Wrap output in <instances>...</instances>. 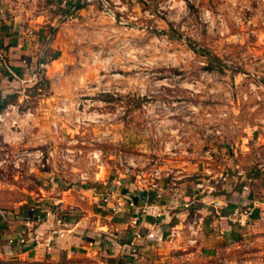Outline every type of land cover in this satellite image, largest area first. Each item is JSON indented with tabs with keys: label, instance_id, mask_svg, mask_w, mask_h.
Segmentation results:
<instances>
[{
	"label": "rangeland",
	"instance_id": "obj_1",
	"mask_svg": "<svg viewBox=\"0 0 264 264\" xmlns=\"http://www.w3.org/2000/svg\"><path fill=\"white\" fill-rule=\"evenodd\" d=\"M4 1L0 261L264 264V205L239 214L264 198V0ZM140 200L177 223L158 254ZM82 220L96 250L60 251Z\"/></svg>",
	"mask_w": 264,
	"mask_h": 264
},
{
	"label": "crops",
	"instance_id": "obj_2",
	"mask_svg": "<svg viewBox=\"0 0 264 264\" xmlns=\"http://www.w3.org/2000/svg\"><path fill=\"white\" fill-rule=\"evenodd\" d=\"M4 2H6V1H4V0H0V11H4V10H6V9H9L8 7H7V5H6V3H4ZM2 87L3 86H5V84L4 83H2V84H0ZM2 87H0V88H2ZM3 90V91H2ZM2 90H0V91H2V93H4V89H2ZM170 191H172V190H168L167 191V193L168 192H170ZM166 193V194H167ZM263 193H264V189H263ZM146 194V193H145ZM145 196H147V194L145 195ZM193 196H195V194L193 195ZM260 198V197H259ZM259 198H257L256 196H254L253 194L250 196V199H251V201H250V203H252V205L254 206V203L255 204H257L258 206H262V205H264V198H262L261 197V199H259ZM189 199V198H188ZM205 198H200V199H198V200H201L200 202H201V207L202 208H200V210L199 211H201L202 212V214L204 215L205 214V212H208V213H212L213 211H215V212H217L218 210L216 209V208H218V207H220L221 205H219V204H221L220 202V200H217V199H214V200H212L211 202L213 203V205L214 206H206L205 205V203H202L203 202V200H204ZM190 201V200H189ZM193 201V199H191V202ZM205 202V201H204ZM214 207V208H213ZM216 207V208H215ZM232 210V209H231ZM99 211V210H98ZM100 212V211H99ZM95 213L97 214L98 212L97 211H95ZM223 213V214H222ZM222 213H220L219 214V216H223V217H225V215L226 216H229L228 218H229V220H231L232 219V216H233V214H232V211L229 213V212H227V211H222ZM227 213V214H226ZM99 214V213H98ZM168 214V212L166 213L165 211H164V218H162L161 220H164L165 221V224L166 225H163V226H173V225H176L177 223L175 222V223H173V224H171V222H169L168 220H166L165 218H167V216H169V215H167ZM182 216V215H181ZM221 216V217H222ZM78 220V219H77ZM150 221H144L145 223H147V224H145L144 226H149L148 228H150L149 230H152L151 232L152 233H150L148 236H149V238H153L154 240H153V242H151V244H150V246H149V248L152 250H155V252L158 254V252H161V250L163 249V250H165V248L167 247V246H163V247H161L160 245H159V243H161L162 241L165 243L167 240H166V238H165V236H170L171 234H169L168 233V231L170 230V228H159L158 226H157V228H155V227H153L152 225H158L159 223H160V221H157V218H152L151 217V219H149ZM48 221H49V219H48ZM114 221H119L118 223H122L119 219H115ZM180 221V220H179ZM169 222V223H168ZM45 224V223H44ZM81 224H83V220L82 221H80L79 223H77L76 221H75V223L74 224H71L70 226H68V227H64V233L62 234L63 236H58L57 238H56V245L59 247V250L60 251H62L63 249H66V247H64L65 246V243L68 245V247H69V250L70 251H72V249H77V250H85L84 251V253L86 254V253H88L89 251H91L90 249H92L93 247H91V246H89L88 245V238H85V239H80L79 237H84V236H86V234L87 235H89L90 236V234L93 232V230L92 229H89V228H86V229H84V228H81L80 227V225ZM46 225V224H45ZM44 225H42V227H43ZM93 226V225H92ZM91 227V226H90ZM198 229L200 228V226H198L197 227ZM198 229H196L195 231H193V232H196V234H195V238H190L189 239V241H193V242H196L197 240V243L198 244H202V242H203V244H204V240H201V238L203 237V233H200L199 231H198ZM166 230H168V231H166ZM143 231H145L144 229H143ZM171 231L172 232H174V234H178L179 233V231H177L176 229H171ZM95 232V231H94ZM176 232V233H175ZM141 237V239H142V234H140V235H138V239ZM87 239V240H86ZM91 241V240H90ZM155 241V242H154ZM144 244H145V242H144ZM142 245L141 247H140V249H145L146 247H145V245ZM202 244V245H203ZM169 246V245H168ZM97 247V246H96ZM197 247V246H196ZM199 247V246H198ZM198 247H197V249H198ZM162 248V249H161ZM182 248H184V246H182ZM96 249L94 248V249H92V251H95ZM199 250H200V247H199ZM88 251V252H87ZM155 253V254H156ZM188 254H190V252H188ZM189 257V256H188ZM157 255H155V256H151L150 257V259H152L153 260V263H157ZM140 259H142V256H140Z\"/></svg>",
	"mask_w": 264,
	"mask_h": 264
},
{
	"label": "built area",
	"instance_id": "obj_3",
	"mask_svg": "<svg viewBox=\"0 0 264 264\" xmlns=\"http://www.w3.org/2000/svg\"><path fill=\"white\" fill-rule=\"evenodd\" d=\"M8 72L11 74H14L12 72V69L8 68ZM3 78V73H2V69L0 67V80ZM12 109H14L13 104H7L5 107H3L0 110V124H3L7 119H9V113H11ZM9 122L11 123H15L16 119H9ZM11 123V124H12ZM137 213L140 216H150V217H154L157 218L158 216L164 214V207L162 204H159L157 202H144L141 203L140 205H137ZM234 214L236 215L239 211L237 207H234ZM245 213H239L241 218H240V222L242 224H244L245 220H243L242 218H244L245 216H248V214H250V211H243ZM55 230H52L49 234L46 235L45 239H44V245L49 246L52 243L53 240V234H54ZM38 244V241H36Z\"/></svg>",
	"mask_w": 264,
	"mask_h": 264
},
{
	"label": "trees",
	"instance_id": "obj_4",
	"mask_svg": "<svg viewBox=\"0 0 264 264\" xmlns=\"http://www.w3.org/2000/svg\"><path fill=\"white\" fill-rule=\"evenodd\" d=\"M77 7H80V5L77 4ZM176 194H177V191H175V190H172V191L168 192L167 194L166 193L165 194L162 193L160 195V199H161V201H163L164 198H173V197L176 196ZM140 202H141V200H140ZM243 204H244L243 207H241L243 210H245V211L249 210L250 214L253 217H256L258 215L259 210H258V208L253 207L252 203L246 202V203H243ZM25 211H26V213H25L26 219H31V220L36 219V218L43 219L44 216L46 215V210L38 211V210H35L33 208H31V209L27 208V209H25ZM100 212L103 213L102 211H100ZM26 246H30V244H28ZM0 264H10V262H8V261H0Z\"/></svg>",
	"mask_w": 264,
	"mask_h": 264
}]
</instances>
